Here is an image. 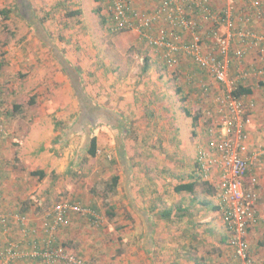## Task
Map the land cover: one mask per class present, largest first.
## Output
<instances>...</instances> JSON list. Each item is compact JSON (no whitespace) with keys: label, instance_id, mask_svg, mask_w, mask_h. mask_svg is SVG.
I'll return each mask as SVG.
<instances>
[{"label":"crops","instance_id":"1","mask_svg":"<svg viewBox=\"0 0 264 264\" xmlns=\"http://www.w3.org/2000/svg\"><path fill=\"white\" fill-rule=\"evenodd\" d=\"M129 1L132 7L143 15L155 12L162 2ZM154 1L156 4L159 2V5L156 6ZM210 2L213 10H216L224 6L225 0ZM5 3H8L9 10L14 8L18 15L21 14L23 20L26 19V14L32 17L33 20H28V24L35 28L42 43L40 48L37 47L39 40L29 36L28 41L32 43L28 48L5 47L4 51H8L5 54L7 61L14 64V57H17L21 65L30 64L37 70L41 69L35 75L37 85H40L44 83L40 80L41 75L44 79L53 74L50 67L56 70L60 67L62 70L60 65L55 67V54L59 52L79 73H87L93 79L96 76V84L83 90L84 96L89 100V106L94 108L98 115L91 118L94 122L85 128L82 117L77 120L82 115V106L73 92L72 82L64 73L58 74L54 79L61 82V87L50 88L53 95L29 99V103L35 108L27 112L20 111L17 115L16 109H20L16 106L18 103L4 102L0 91V120L5 126L4 132L0 133L2 210L5 213L23 214L29 220V212H25L19 204L25 196L23 191L26 190L28 173L38 172V168L44 166L45 159L51 163L57 161L56 153L51 152V149L54 146L57 150L62 146L64 141L60 135L64 132L66 137L63 139L67 138L73 144L65 152L66 159H71L68 161L69 165H63L61 171H71L73 166L79 167L81 160L77 161L78 153L76 152L74 160L70 154L87 144L88 139L92 137L90 132L93 134L95 130L98 151L97 156L92 158H98L102 154V158L99 157L102 161L96 164L90 160L89 147L86 148L83 159L89 162L85 164V173H91L92 178L85 188V195H91L89 198L95 195L92 194V188L96 182L109 180L114 176L119 178L117 194L112 200L121 201L122 207L128 210L124 216L126 220L122 230L124 235L132 234L134 246L130 248L133 254L130 261L133 264H241L230 245L226 227V206L221 193L220 169L213 165L209 171H204L199 161V152L208 148V128L218 119L215 112L216 107H219L216 97L223 95L227 88L219 84L211 74L200 70L194 60L184 54L177 56L175 65L169 66L155 46H151L137 32H110L104 16L107 10L106 0H0V7H4ZM88 10L98 15L102 41L107 43L106 46L113 45L116 41L115 49L122 50V56L115 58L116 63L111 64L109 55L107 59L105 57L106 64L98 66L94 63L95 59L90 60V52L80 56L76 50V53H73L68 48H58L60 45L56 36L51 33L55 30L54 27L64 23L65 17L73 21L81 19L83 24H90L89 21L93 18H90ZM66 11H69L67 16ZM189 12L191 17L201 24L199 32L206 38L205 50L208 53L216 52V45L207 39L214 22L205 19L198 9L190 8ZM248 12L251 14L250 20L245 22L246 25L240 23L238 27L258 30V33L264 32L261 31L264 28L258 22L260 19L257 20L253 15V10L249 8ZM40 25L42 27L37 28ZM160 28L161 25L156 24L152 34L155 36ZM95 29L94 27V32ZM219 29L223 30V27ZM88 31L92 38L95 37L93 30ZM179 31L181 40L190 39L187 31ZM88 38L91 39L89 36ZM131 38L137 39L138 42V51L134 57L138 58L140 55L146 62L142 68L126 65L127 57L124 54L128 52V41ZM117 40H125V45ZM49 46H54V49L48 48ZM148 46L150 51L144 54ZM238 48L244 50L245 55L241 60L234 57V51ZM50 51L52 53H49ZM56 51L57 53H53ZM224 62L229 75L234 78H238L243 72H249L242 86L251 90L244 98L255 103L250 111V123L246 128L249 150L253 151L254 148L262 147H256V143H262L264 140V102L261 95L264 94V89L257 93L258 88H264V51L249 43L235 40L228 55L224 56ZM104 70L108 73L107 78L101 76ZM259 70L262 71L261 75L256 73ZM45 81L50 85L52 83L50 77ZM90 81L93 82L92 79ZM203 85L208 87L206 92H203ZM1 87L8 95L7 87H10V84ZM33 89L32 96L43 93L37 86ZM79 109L81 114L78 116ZM55 119L65 123V130L55 128ZM40 136L47 140H40ZM17 138L21 142L20 153L17 155L21 164L17 168L20 169L16 176L18 178H13L14 158L5 157L10 151L13 152V143L17 142ZM105 155L112 156L113 160L107 162L103 159ZM257 163L255 166L253 163L246 176V183L250 182L252 176H258L260 182L255 187L259 194L258 220L249 229L247 241L255 263L264 264V157ZM80 189L75 190L77 196L82 193L79 192ZM76 194L73 196L78 198ZM71 217L73 219L75 215L72 214ZM41 224L42 221L31 217L28 222L30 235L26 238L22 228L16 221L11 220L8 231L0 235V249H4L11 242L18 244L23 250L30 249L34 241H42L36 235L42 232ZM125 240L123 239L124 242ZM71 241L68 239V244ZM91 247L97 250L96 255L100 253L98 239L91 242ZM17 264L44 263L40 260H19Z\"/></svg>","mask_w":264,"mask_h":264},{"label":"built area","instance_id":"2","mask_svg":"<svg viewBox=\"0 0 264 264\" xmlns=\"http://www.w3.org/2000/svg\"><path fill=\"white\" fill-rule=\"evenodd\" d=\"M235 1L237 0H228V6L217 13L210 0H162L161 6L155 12L143 15L132 7L129 0H106L107 10L104 16L110 32H137L151 46H155L169 66L175 65L177 56L184 54L192 58L200 70L208 72L227 88L223 95L216 97L219 107H216L215 112L218 119L208 128V148L199 152V161L204 171H209L213 165L220 169L221 193L226 206L225 219L230 245L241 264H256L250 253L247 235L258 220L259 195L255 188L258 180L252 176L250 182L246 183V176L254 161L264 156V147L249 150L246 128L250 123V111L255 106L254 101H247L244 97L239 98L233 94L237 86L244 85L249 72L241 73L238 78L230 76L224 56L228 55L235 40L249 43L264 51V33L235 25L232 6ZM242 1L253 10L256 19H264V0ZM190 8L200 10L205 19L214 22L207 39L216 45V52L208 53L205 50L206 38L199 32L201 24L191 17ZM250 18L249 14L242 20L245 23ZM156 24L161 25V28L154 36L152 31ZM221 26L223 30L219 29ZM179 30L187 31L190 39L181 40ZM244 55L242 48L234 51L237 60H241ZM256 73L261 75L262 71ZM202 89L206 92L208 87L203 85ZM4 130V123L0 120V133ZM72 214L98 218L95 212L82 207L80 203H57L44 215L41 224L42 241H34L28 250L21 249L16 243H9L7 247L0 249V264H17L19 260H40L44 264H92L58 241L56 233L70 225ZM11 220L17 222L23 234H30L27 216L14 212L5 213L0 199V235L8 231Z\"/></svg>","mask_w":264,"mask_h":264},{"label":"rangeland","instance_id":"3","mask_svg":"<svg viewBox=\"0 0 264 264\" xmlns=\"http://www.w3.org/2000/svg\"><path fill=\"white\" fill-rule=\"evenodd\" d=\"M155 2V1H154ZM8 3H5L4 7H0V91L2 92V98L4 102H10V103H18L16 106H18L20 109H16L15 114H20V111L27 112L31 111L35 106L33 104H30L29 99H37L38 98H47L50 95H53V90L51 91L52 87L55 86V88L61 87V82L54 79L57 77L58 74L64 73L63 70L59 69L56 70L54 67H50V71L53 74L50 75V80L55 85H50V83H45L46 79L49 77H45L42 79L41 75V82H44L40 85H37L38 81L35 78V75L39 73L41 70H37V68H33L30 66V64H22L21 62L18 63V58L14 57V64H11V61H7V58L5 57V54L8 53V51H4V48H11L16 47V49H19L17 47H29V45L32 43L31 41H28V37L31 36L33 39H38L37 33L35 31V28L32 25L28 24V20H33L32 17L29 15H25L26 19L23 20L21 14L18 15L16 10L11 8H7ZM228 0H225L224 6L221 8H218L214 10L215 12H221L224 8L228 6ZM155 5H159V2ZM155 6V7H156ZM232 6L234 7V14H233V20L235 25L238 27V25L241 23L242 25H246L243 21L239 20L240 18L245 17V15H249V7L246 5L245 2L242 0H237L232 3ZM4 8V9H3ZM9 10V12H8ZM72 11V10H71ZM69 11H66V14H68ZM88 14L90 18H93L89 21L90 24H83L81 19H76L75 21L68 20L66 17L63 18L64 23L58 24L54 31L51 33L54 35L55 38L58 41V45L60 47L58 48H65L70 49L73 53H76L74 50L78 52L80 56H85L87 52L91 56V61L95 59L94 63L98 64L100 66L101 64L105 65V57L107 59V56L110 55V60L112 61L111 64L116 63L115 58H118L122 56V50L115 49L116 41L113 42V45L106 46L107 43L105 41H102V29L101 25L97 21L98 15L94 12H91V10H88ZM251 15V14H250ZM98 20H100L98 18ZM258 20V19H257ZM43 21V20H41ZM88 21V20H87ZM259 24H261L264 28V19L258 20ZM93 24V25H92ZM94 27L95 32H94ZM98 27H100V32L98 33ZM239 28V27H238ZM59 29V30H58ZM93 30L94 36H90L88 30ZM205 29V28H204ZM251 29V28H249ZM254 30V29H252ZM256 31V30H255ZM261 31H264L262 29ZM258 32V30L256 31ZM203 33H206L203 31ZM264 33V32H260ZM89 37L91 39L89 40ZM83 37V38H82ZM95 38V39H94ZM84 39V40H83ZM39 40V39H38ZM120 41V40H117ZM123 45H125V40L120 41ZM129 47L127 48L128 52L124 54V56L127 57L126 59V65L129 66H135L142 68L143 65H145L144 57L139 55L138 58H135V54L138 51L137 48V39L131 38L129 41ZM41 41L39 40V46L41 47ZM48 48L52 49V46H49ZM150 47L148 46L147 49L144 50V54L146 52H149ZM124 49V47H123ZM141 49L139 48V51ZM65 53V51L63 50ZM49 53H52L50 51ZM54 53V52H53ZM67 54H69V51H67ZM142 54V53H141ZM65 55V54H64ZM29 58V57H28ZM56 59V58H55ZM59 62L57 60V63L55 67L59 66ZM61 66V65H60ZM116 65H113L115 67ZM62 68V67H61ZM110 68V67H109ZM5 69V70H4ZM49 69V68H48ZM113 69V68H110ZM6 71V72H5ZM37 73H36V72ZM4 72V75H3ZM104 73L101 74L103 78H107V72L106 70L103 71ZM94 74V73H91ZM123 75V73H121ZM64 76V75H63ZM65 76H67L65 74ZM68 77V76H67ZM77 78H80V81L82 83L83 89L91 88L92 85L96 84V76L95 79L88 76L87 73H79ZM69 79V77H68ZM92 79L93 82L90 81ZM109 78L107 79V81ZM91 82V85H90ZM8 83V84H7ZM23 83V85L21 84ZM10 87H7L9 94H6V90L1 87L9 85ZM37 86L40 88L43 93L41 94H35L31 95L34 92V87ZM51 88V89H50ZM263 87H260L257 89V93L263 91ZM13 90V92H11ZM5 92V93H4ZM73 92L75 93V90L73 88ZM99 94V92H98ZM76 95V93H75ZM264 99V94H261ZM77 97V95H76ZM79 100V98H77ZM262 99V102H264ZM30 102V103H29ZM24 109H21L23 108ZM264 109V106H263ZM7 110V109H6ZM81 114V111L79 109L78 116ZM78 120V119H77ZM55 128L64 129L65 130V123L62 121L54 120ZM66 133L64 132L63 135H60V137L64 138ZM43 136L40 140H43ZM62 140L64 141L62 143V146L59 147L57 150L53 146L51 149V152L55 154V157H57V161L54 163L49 162L48 159H45L44 166L42 168H38L37 171L40 172L43 171V176L29 174V176L26 178L25 187L26 190L23 191L25 194L24 199L19 202V204L22 206L24 211L29 212V220L32 219L36 221H43L44 215L47 211L51 210L57 203H60L62 201H70V202H77L80 203L82 207L87 208L91 210L92 212H95L96 215H98V220L92 219V216L89 217L88 215H79L74 214L75 219L71 217L70 225L67 227L61 228L57 233L56 236L59 239V243L66 245L70 250L75 252L76 254L82 255L83 257L89 259L94 264H133L132 261H130L133 256V254L130 251V248L133 244V238L132 234H123V223L125 222L126 218L124 216L127 215V209H124L121 205V201L112 200L111 199V205L114 208L113 212L115 216L112 219H109L106 215V207L104 206V203L102 202L100 195H94L91 198L90 196H86V187H88V182L90 178H92V174L86 175V168L85 164L89 161L86 159H83V156L86 155L85 150L87 147H89V141L87 144H84L83 147H79L78 149H75L74 153L70 154V156H73V160L75 159L76 152L78 153V159L79 161V167H74V169L61 171V168L63 165H69V162L71 159L70 157L66 159L65 152L69 149V147L73 144L69 141V139L65 138ZM47 140L46 138H44ZM16 140V139H15ZM61 140V141H62ZM262 144V145H260ZM21 145V142L17 138V142L13 143V152L10 151L7 154V157L5 158H14L13 161L15 163H12V173L13 178L17 176V174L20 173V169H17L19 165L21 164L20 158H18V154L20 153L19 147ZM76 146V145H74ZM262 146L264 147V140L262 143H256V147ZM56 150V151H55ZM83 152V155L81 153ZM80 154V155H79ZM110 155V154H109ZM106 156V155H105ZM102 158V154L100 156ZM92 158L89 159L96 164L101 163V158ZM264 157V156H262ZM258 158L254 161V165L258 164L261 160V158ZM105 159L107 162L110 163V160H113L112 156H106ZM67 160V161H66ZM48 161V163L46 162ZM68 162V163H67ZM49 167V168H48ZM16 169V170H15ZM25 172V171H24ZM256 177V176H255ZM18 178V177H16ZM258 180V176L256 177ZM259 181V180H258ZM260 182H258L259 184ZM97 184V182H96ZM262 185V182H261ZM82 188L83 190H81ZM79 196H84L83 198L77 196L75 190H79ZM17 191V190H16ZM20 192V190H18ZM73 194H76L78 198H75ZM86 194V195H85ZM20 196V194H19ZM100 197V198H99ZM20 198V197H18ZM31 215V216H30ZM82 229H81V228ZM80 228V229H79ZM109 228L111 231H109ZM109 231V232H108ZM66 234V236H65ZM30 234L27 235L26 238H28ZM39 240L43 239L42 232H38L36 234ZM33 236V234H31ZM68 239L72 240L68 244ZM98 239V246L100 253L96 255V249L91 247V242ZM123 239H126L125 242ZM37 240V238H35ZM75 241V243H73ZM73 243V244H72ZM95 256H92L94 255ZM95 260V261H94Z\"/></svg>","mask_w":264,"mask_h":264},{"label":"trees","instance_id":"4","mask_svg":"<svg viewBox=\"0 0 264 264\" xmlns=\"http://www.w3.org/2000/svg\"><path fill=\"white\" fill-rule=\"evenodd\" d=\"M162 3V2H161ZM161 6V4L158 6V8ZM157 8V9H158ZM41 25H43V22L41 21ZM38 26L42 27V26ZM52 49H54V46L52 47ZM54 53H57L54 52ZM56 55V59L58 60L59 64L62 67V70L64 71V74H66L70 81L72 82L71 84L73 85V88L75 90V93L77 95V97L79 98L80 101V106H82V115H80L79 118L82 117V121L83 124L85 125V127H87L88 125H90L92 122H94V120H92L91 118L96 117L98 115L97 111H94V108H91L89 106V100L84 96V90L82 88V83L80 81V78L78 79L77 76L79 74V72L77 70H75L73 68V66L70 65V62L68 60H66L64 57L60 56L59 52ZM251 93L250 88L244 87L242 85H239L236 87V89L233 91V94L236 97H244L246 95H249ZM91 111H93L92 113H90ZM84 130V129H83ZM86 130V129H85ZM91 133V138L88 139L89 141V149H88V153L91 157H96L97 156V151H98V141H97V136H96V131H93ZM66 137V135H65ZM33 175H39V176H43V171H38V172H33ZM119 185V178L117 176L112 177L109 180H101L99 182H97V184H94L93 188H92V194L96 195H100L102 202L104 203V206L106 207V215L109 219H112L115 214L113 212L114 208L111 205V199L116 196L117 194V187ZM259 195V194H258ZM91 217V216H89ZM92 219H96L95 217H92ZM98 220V219H96ZM63 246H66L64 244H62ZM67 247V246H66ZM77 256L82 257L84 259H86L85 257H83L82 255L77 254ZM88 260V259H87ZM90 261V260H89ZM92 264H94L92 261H90Z\"/></svg>","mask_w":264,"mask_h":264}]
</instances>
